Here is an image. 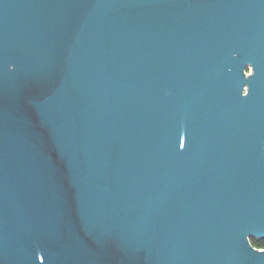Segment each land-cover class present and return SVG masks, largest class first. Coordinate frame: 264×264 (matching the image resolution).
I'll return each mask as SVG.
<instances>
[{"label":"water","instance_id":"95a60500","mask_svg":"<svg viewBox=\"0 0 264 264\" xmlns=\"http://www.w3.org/2000/svg\"><path fill=\"white\" fill-rule=\"evenodd\" d=\"M264 0H0V264H264Z\"/></svg>","mask_w":264,"mask_h":264},{"label":"trees","instance_id":"16d2710c","mask_svg":"<svg viewBox=\"0 0 264 264\" xmlns=\"http://www.w3.org/2000/svg\"><path fill=\"white\" fill-rule=\"evenodd\" d=\"M252 242L258 247H264V240L252 238Z\"/></svg>","mask_w":264,"mask_h":264},{"label":"flooded vegetation","instance_id":"af4514ba","mask_svg":"<svg viewBox=\"0 0 264 264\" xmlns=\"http://www.w3.org/2000/svg\"><path fill=\"white\" fill-rule=\"evenodd\" d=\"M262 240H264V239H262ZM264 248V247H263Z\"/></svg>","mask_w":264,"mask_h":264}]
</instances>
